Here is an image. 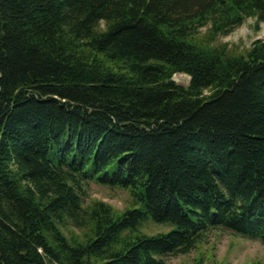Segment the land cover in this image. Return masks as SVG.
Instances as JSON below:
<instances>
[{
	"label": "trees",
	"instance_id": "16d2710c",
	"mask_svg": "<svg viewBox=\"0 0 264 264\" xmlns=\"http://www.w3.org/2000/svg\"><path fill=\"white\" fill-rule=\"evenodd\" d=\"M248 19L264 0H0V264L264 245V41H220Z\"/></svg>",
	"mask_w": 264,
	"mask_h": 264
},
{
	"label": "rangeland",
	"instance_id": "374dc122",
	"mask_svg": "<svg viewBox=\"0 0 264 264\" xmlns=\"http://www.w3.org/2000/svg\"><path fill=\"white\" fill-rule=\"evenodd\" d=\"M253 21L248 19L243 25L236 28L228 36L220 39L221 42H227L239 46L241 49L250 47L255 39L264 41V23L260 29L255 32L252 29ZM173 80L186 86L189 77L185 74H177ZM128 191L118 187H99L91 184L88 195L91 199L103 200L111 204L114 208L122 210L126 207H132L127 202ZM165 225L146 224L143 228L148 234H155L168 230ZM203 255V261L207 264H264V245L259 241L246 240L244 237L236 235L235 238L228 232L215 231L208 238L207 242L200 248ZM197 250L190 252L186 256L170 257L167 264H192L193 258L198 255Z\"/></svg>",
	"mask_w": 264,
	"mask_h": 264
}]
</instances>
